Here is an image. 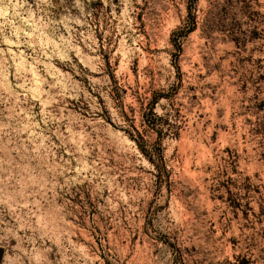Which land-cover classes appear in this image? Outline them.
<instances>
[{
    "label": "rangeland",
    "instance_id": "374dc122",
    "mask_svg": "<svg viewBox=\"0 0 264 264\" xmlns=\"http://www.w3.org/2000/svg\"><path fill=\"white\" fill-rule=\"evenodd\" d=\"M3 264H264V0H0Z\"/></svg>",
    "mask_w": 264,
    "mask_h": 264
},
{
    "label": "crops",
    "instance_id": "0c3cea01",
    "mask_svg": "<svg viewBox=\"0 0 264 264\" xmlns=\"http://www.w3.org/2000/svg\"><path fill=\"white\" fill-rule=\"evenodd\" d=\"M5 259V250L2 245H0V264H3V261Z\"/></svg>",
    "mask_w": 264,
    "mask_h": 264
}]
</instances>
